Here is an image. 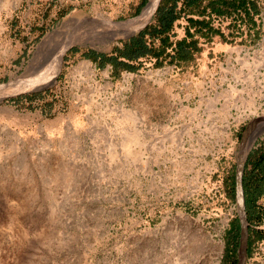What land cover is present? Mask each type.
Instances as JSON below:
<instances>
[{
  "label": "rangeland",
  "instance_id": "374dc122",
  "mask_svg": "<svg viewBox=\"0 0 264 264\" xmlns=\"http://www.w3.org/2000/svg\"><path fill=\"white\" fill-rule=\"evenodd\" d=\"M255 1L253 27L213 20L223 38L190 60L113 73L82 53L119 45L152 0H0V264H222L224 178L264 143L238 152L264 115ZM247 264H264L258 245Z\"/></svg>",
  "mask_w": 264,
  "mask_h": 264
},
{
  "label": "trees",
  "instance_id": "16d2710c",
  "mask_svg": "<svg viewBox=\"0 0 264 264\" xmlns=\"http://www.w3.org/2000/svg\"><path fill=\"white\" fill-rule=\"evenodd\" d=\"M257 12L255 0H160L150 21L138 31L119 39V45H114L108 53L88 49L82 56L98 68L110 65L113 73L117 70L135 71L141 58H152L155 65H160L165 60L175 63L187 61L199 50L197 40L192 38L193 34L207 39L212 34L223 38V34L212 26L213 20L227 19L234 29L238 28V23L253 27V16ZM180 16L187 23L185 38L173 40L172 25ZM189 28H193L192 32ZM75 48L70 50L75 51ZM241 184L243 190L257 195L264 192V150L257 149L247 156L243 164ZM233 185L231 173L224 178L225 194L229 198L234 194ZM229 234L228 231L226 238ZM232 264H235L234 259Z\"/></svg>",
  "mask_w": 264,
  "mask_h": 264
},
{
  "label": "flooded vegetation",
  "instance_id": "af4514ba",
  "mask_svg": "<svg viewBox=\"0 0 264 264\" xmlns=\"http://www.w3.org/2000/svg\"><path fill=\"white\" fill-rule=\"evenodd\" d=\"M242 169H243V164H242ZM241 176H242V171L240 175V186L242 190L244 221L246 224L243 264H247V260L251 258L252 255L254 254L257 244L264 242V192L257 195L252 191L249 192L248 190H243L241 184ZM233 181H234V171H233ZM251 190H253V188H251ZM232 198L233 201H235L234 194ZM228 231L230 232V234L226 238V233ZM257 234H261L262 236L256 237ZM239 235H240V218L236 210L235 216L232 219H230L223 234L224 237L222 243V256H221L222 264H232L233 259L235 260V264H236ZM234 237H236V239H234Z\"/></svg>",
  "mask_w": 264,
  "mask_h": 264
},
{
  "label": "water",
  "instance_id": "95a60500",
  "mask_svg": "<svg viewBox=\"0 0 264 264\" xmlns=\"http://www.w3.org/2000/svg\"><path fill=\"white\" fill-rule=\"evenodd\" d=\"M159 1L160 0H156V4L154 6L153 11H155ZM141 12L142 11H140L137 16H139L141 14ZM108 23L113 25V24L118 23V22H110L109 21ZM144 25L145 24H143L140 27H138L137 29H135V31H138ZM111 34H114V33H111ZM131 34L132 33H127V34H124V35L126 37V36H129ZM43 87L44 86H40V87L29 88V89H31V90H39V89H41ZM256 127H259L258 128L259 131L254 135V137L259 132L264 130V115L251 117L247 121V123L245 124V126H244V128H243V130L241 132L240 138H239V144H238V152L239 153L243 151V147L245 145L246 139L248 137H250L254 133V129ZM242 164H243V161L237 159L236 164H235V169H234V197H235V202H236V206H237V213H238L239 218H240V235H239V239H238L236 264H243V259H244L243 258L244 257V239H245V225L246 224H245V221H244L243 204H242V190H241V186H240V175H241V171H242Z\"/></svg>",
  "mask_w": 264,
  "mask_h": 264
},
{
  "label": "bare ground",
  "instance_id": "6f19581e",
  "mask_svg": "<svg viewBox=\"0 0 264 264\" xmlns=\"http://www.w3.org/2000/svg\"><path fill=\"white\" fill-rule=\"evenodd\" d=\"M154 1L155 0H152V2H150V4L148 5V6H146L145 8H144V12L142 11V13L139 15V16H137V17H135V18H132V19H129V20H126V21H123L122 23H121V25H129L130 23H131V21H133V20H136L137 18H139V22H138V24H137V26L138 27H140L143 23H142V21H143V19H144V17L145 16H148L152 11H153V9H154V6H155V4H156V1H155V3H154ZM140 20H141V22H140ZM137 21H135V23H136ZM140 23V24H139ZM126 26H124L123 27V30L125 31L126 29H127V27L125 28ZM125 28V29H124ZM122 30V31H123ZM54 56V55H53ZM56 57V56H55ZM55 57L53 58L54 60H55ZM52 59V58H51ZM51 59H50V61H51ZM49 63V62H48ZM53 64V63H52ZM50 66L49 65H45L44 67H43V69H42V71L44 70V69H46V68H49ZM41 71V70H40ZM40 72H38V74H39ZM261 75V77L262 78H264V75H263V73H259V71L257 70V75H256V77L258 76V75ZM35 76V75H34ZM48 76H40V77H38V79H37V81H36V85H37V83H39L40 81H42L43 79H45V78H47ZM35 78V77H34ZM250 80V79H249ZM256 80H257V83L256 84H259L260 83V80L258 79V78H256ZM35 84H31V85H29L27 88H32L33 86L35 87L36 85ZM32 86V87H31ZM246 91H249L248 92V94H250L251 95V100H250V102L252 103V101H253V99H252V95L253 94H255V93H257L258 91H255L254 89H253V87H252V85L250 84V85H248L246 88ZM239 93L241 94L242 93V91H239ZM263 96V94H261L260 93V97H262ZM250 113V112H249ZM253 113H254V111H253ZM257 133V131H255L253 134H252V136H251V139H250V141H249V144L252 142V140L254 139V135ZM261 249H262V252H263V255H264V242L263 243H258L257 244Z\"/></svg>",
  "mask_w": 264,
  "mask_h": 264
},
{
  "label": "crops",
  "instance_id": "0c3cea01",
  "mask_svg": "<svg viewBox=\"0 0 264 264\" xmlns=\"http://www.w3.org/2000/svg\"><path fill=\"white\" fill-rule=\"evenodd\" d=\"M256 3H257V1H256ZM186 16H188V14H186ZM192 17H196V16H195V15H192ZM186 24H187V23H186L185 18H184V17H181V16H180L178 19H176V20L174 21V23H173V25H172V29H171V34H173V35H172V39H173V40H177V39H180V38H185L184 29L187 27ZM180 29H181V31H180ZM192 30H193V28H189V31L192 32ZM176 32H180V33H176ZM192 38H193V39H196L197 42H198V39H199V40L201 39V37L198 36V34H193ZM210 38H211V36H210ZM210 38H209V39H210ZM204 39H205V40H209V39H207V38H204ZM148 59L153 60L152 58H148ZM257 149L264 150V143H261V144L259 145V147H254V150H249V151L245 154V156H244V158H243V164H244V162H245L247 156H248L250 153H252V152L254 153V151L257 150Z\"/></svg>",
  "mask_w": 264,
  "mask_h": 264
}]
</instances>
